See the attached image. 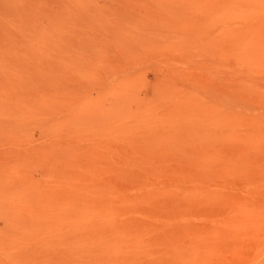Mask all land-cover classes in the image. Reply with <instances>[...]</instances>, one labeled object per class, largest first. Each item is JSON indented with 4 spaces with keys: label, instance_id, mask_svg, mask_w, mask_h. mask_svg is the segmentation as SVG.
Returning <instances> with one entry per match:
<instances>
[{
    "label": "rangeland",
    "instance_id": "1",
    "mask_svg": "<svg viewBox=\"0 0 264 264\" xmlns=\"http://www.w3.org/2000/svg\"><path fill=\"white\" fill-rule=\"evenodd\" d=\"M0 264H264V0H0Z\"/></svg>",
    "mask_w": 264,
    "mask_h": 264
},
{
    "label": "bare ground",
    "instance_id": "2",
    "mask_svg": "<svg viewBox=\"0 0 264 264\" xmlns=\"http://www.w3.org/2000/svg\"><path fill=\"white\" fill-rule=\"evenodd\" d=\"M139 208V207H138ZM148 208V207H147ZM140 210V209H139ZM240 211V210H239ZM251 211V210H250ZM142 212V211H141ZM132 213V212H131ZM145 213V212H144ZM119 214V213H118ZM140 214V213H139ZM113 215H114V213H113ZM109 216H110V214H109ZM146 216V215H145ZM248 217V216H247ZM108 218V217H107ZM232 218V217H231ZM109 219V218H108ZM222 220V219H221ZM225 220V219H224ZM138 221V220H137ZM244 221V220H243ZM242 221V222H243ZM246 221V220H245ZM149 222V221H148ZM126 223V222H125ZM142 223V222H141ZM132 224V223H131ZM241 224H243V223H241ZM128 225V224H127ZM140 225V224H139ZM129 227V226H128ZM148 227V226H147ZM150 227V226H149ZM226 228V227H225ZM241 228V227H240ZM243 229V228H242ZM132 230V229H131ZM147 230V229H146ZM219 230H220V228H219ZM128 232H129V228H128V230H127ZM123 233H124V231H123ZM94 234V233H93ZM136 234V233H135ZM218 234V233H217ZM126 235H127V233H126ZM134 235V234H133ZM139 235V234H138ZM124 236H125V234H124ZM129 237V236H128ZM216 237H218V236H216ZM220 238V236L217 238V239H219ZM139 240H141V239H139ZM125 241H127V240H125ZM142 241V240H141ZM112 243V242H111ZM210 243H212V242H210ZM220 244V243H219ZM111 245V244H110ZM115 245V244H114ZM209 246V245H208ZM114 247V246H113ZM210 247V246H209ZM119 248V247H118ZM222 248V247H221ZM209 250V249H208ZM216 250V249H215ZM221 250V249H220ZM212 251V250H211ZM210 254V253H209ZM119 255V254H118ZM211 255H213V254H211ZM173 256V255H172ZM177 258V257H176ZM188 258V257H187ZM176 262H177V260H175ZM189 262V261H188Z\"/></svg>",
    "mask_w": 264,
    "mask_h": 264
}]
</instances>
